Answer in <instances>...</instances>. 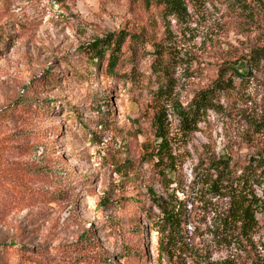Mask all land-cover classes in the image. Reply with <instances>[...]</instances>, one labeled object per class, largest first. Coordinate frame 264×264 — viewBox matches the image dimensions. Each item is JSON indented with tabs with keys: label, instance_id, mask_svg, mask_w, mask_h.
Returning a JSON list of instances; mask_svg holds the SVG:
<instances>
[{
	"label": "rangeland",
	"instance_id": "1",
	"mask_svg": "<svg viewBox=\"0 0 264 264\" xmlns=\"http://www.w3.org/2000/svg\"><path fill=\"white\" fill-rule=\"evenodd\" d=\"M185 5L174 16L143 0H0V264L264 260V211L251 231L222 229L225 198L203 185L210 160L264 159V72L233 62L264 45V0ZM120 31L138 38L105 71L86 47ZM233 65L244 75L221 77ZM253 189L264 198V179ZM152 194L192 211L171 258L156 253ZM124 245L139 254L119 258Z\"/></svg>",
	"mask_w": 264,
	"mask_h": 264
},
{
	"label": "trees",
	"instance_id": "2",
	"mask_svg": "<svg viewBox=\"0 0 264 264\" xmlns=\"http://www.w3.org/2000/svg\"><path fill=\"white\" fill-rule=\"evenodd\" d=\"M144 4L148 7L150 4L156 7H161L166 14L174 16L187 15L186 13V0H143ZM138 36L135 34H129L125 31H120L119 33L108 34L104 38L95 39L86 47L91 61L97 62L99 65L102 61H106L105 58L108 57L107 66L105 71L111 70L115 67L119 58L122 56V48L125 42L131 43L132 40H137ZM128 50L136 52V48L130 47L128 45ZM162 50L158 49L160 57L162 59ZM242 62L244 68L247 72L244 74L252 76V72L262 71L264 72V45L252 48L247 55H243L238 58L237 61ZM102 67L104 65L102 64ZM156 72L159 69H155ZM230 71V72H229ZM229 73L228 77L231 75L241 77L238 68L233 65L220 73L221 77L226 73ZM227 77V76H226ZM227 77V78H228ZM215 88L202 90L196 97V104L194 108H209L211 105V97L215 91L224 90L228 82L221 78L220 82H216ZM222 85H224L222 87ZM169 87L168 83L160 85V89H167ZM220 89H218V88ZM169 93V92H168ZM189 109V108H188ZM191 109V108H190ZM179 119L181 122H185L190 116V111H180ZM165 128L162 123H158L156 127V137L160 140L156 147V152H154V157L157 159L158 163H162L165 155H168V159L172 158L171 154H165L166 151V134L164 132ZM255 159V158H254ZM255 163H245L238 164L236 162H230L229 159L223 160H210L208 161V166L206 168V178L203 181V185L206 187L211 194H216L225 198L226 207L223 212H218L214 209L215 215L220 219L221 216V227L222 229L227 228V226L237 225L246 231H251V229L256 225V213L259 211H264V198L258 197L254 194V186L259 187L264 179V159L256 158ZM261 168V170H259ZM159 169V168H158ZM162 173V170H158V174ZM162 175V174H161ZM201 199V196H198ZM152 205L158 210L156 218H151L148 216L150 224L154 230L160 235L159 246L156 247V253L158 257H169L171 258L172 247L177 244V236L179 230L183 224H187L191 217L190 210L186 209V203L183 200H167L162 196L152 194L151 198ZM224 237L234 238L230 231L225 234ZM226 239V238H225ZM231 243V241H227ZM226 242V243H227ZM138 252H132V249L124 245L123 254L119 255V258H124L125 261H130L137 256ZM217 264H225L219 262ZM256 264V263H254ZM264 264V260L260 262Z\"/></svg>",
	"mask_w": 264,
	"mask_h": 264
}]
</instances>
